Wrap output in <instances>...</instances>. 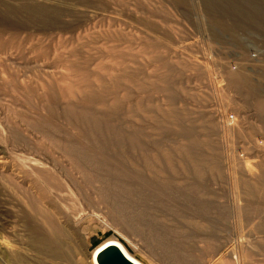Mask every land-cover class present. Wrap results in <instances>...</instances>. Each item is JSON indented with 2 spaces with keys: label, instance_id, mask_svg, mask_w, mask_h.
Masks as SVG:
<instances>
[{
  "label": "rangeland",
  "instance_id": "374dc122",
  "mask_svg": "<svg viewBox=\"0 0 264 264\" xmlns=\"http://www.w3.org/2000/svg\"><path fill=\"white\" fill-rule=\"evenodd\" d=\"M109 239L264 264V0H0V264Z\"/></svg>",
  "mask_w": 264,
  "mask_h": 264
},
{
  "label": "bare ground",
  "instance_id": "6f19581e",
  "mask_svg": "<svg viewBox=\"0 0 264 264\" xmlns=\"http://www.w3.org/2000/svg\"><path fill=\"white\" fill-rule=\"evenodd\" d=\"M70 155H71L70 157L72 159V162L74 163V161H75L76 166H81V157L82 156L78 155V154H75V152L74 153H70ZM73 158H74V160H73ZM139 180H140V178L137 179V182H139ZM85 181L89 182L90 180H89V178H86ZM34 184L36 185V187H38L37 182H34ZM50 184L55 185L56 184V179L54 178L53 182H51ZM42 214H43L45 220L47 221V223L49 225V228L51 229L50 230L51 231V238L47 239V241H45V242H42L40 240H35V243L38 244L41 247L42 250H46L48 253L53 254L55 257H60L61 256L60 249L62 247V243L59 245L58 244V240L59 241L61 240L60 237L64 234V231L62 230V228L60 226H58L57 224H55L53 222V221H55L54 217L47 215L45 211H42ZM116 245L121 247L122 250L124 251V253L128 257H130L134 262H136L137 264H143L141 261H139L130 252L128 247H126L124 244L118 242L116 239H109V240L105 241L103 244H101L99 247H97L94 250V252H93V254L91 256V264H98V262H97L98 255L101 252H103L106 248H108L110 246H116Z\"/></svg>",
  "mask_w": 264,
  "mask_h": 264
},
{
  "label": "water",
  "instance_id": "95a60500",
  "mask_svg": "<svg viewBox=\"0 0 264 264\" xmlns=\"http://www.w3.org/2000/svg\"><path fill=\"white\" fill-rule=\"evenodd\" d=\"M98 264H137L128 257L121 247L110 246L97 257Z\"/></svg>",
  "mask_w": 264,
  "mask_h": 264
},
{
  "label": "built area",
  "instance_id": "2783aa9c",
  "mask_svg": "<svg viewBox=\"0 0 264 264\" xmlns=\"http://www.w3.org/2000/svg\"><path fill=\"white\" fill-rule=\"evenodd\" d=\"M263 58H251L252 61H257V62H260L262 61ZM238 67H237V64L234 65V69L236 70ZM230 122L231 121H234L235 120V117L234 116H230L229 119H228Z\"/></svg>",
  "mask_w": 264,
  "mask_h": 264
}]
</instances>
